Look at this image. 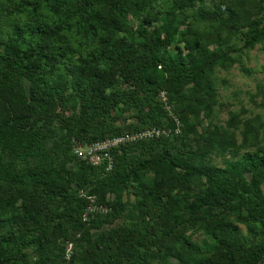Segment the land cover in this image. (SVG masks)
Wrapping results in <instances>:
<instances>
[{
  "label": "trees",
  "instance_id": "trees-1",
  "mask_svg": "<svg viewBox=\"0 0 264 264\" xmlns=\"http://www.w3.org/2000/svg\"><path fill=\"white\" fill-rule=\"evenodd\" d=\"M145 2L53 0L55 11L62 3L70 13L63 22L50 26L38 19L37 0H13L18 15L33 17V23L27 20L23 28L16 24L13 36L0 35V199L8 206L21 198L23 205L21 214L0 219V264H28L30 258L24 250L30 248L37 255L35 264H62V256L52 249L61 237L68 238L72 225L82 224L80 215L87 203L68 192L70 185L97 186L108 181L107 176L100 178L96 169L88 173L81 167L69 173L48 161L44 153L47 135L37 126L42 117L50 121L57 110L78 107L77 119L66 121L64 128L69 140L82 142L90 133L101 136L94 118L103 119L120 103L128 105L124 94L109 91L118 78L141 95L150 107L151 121L156 123L159 120L152 105L165 110L159 94L167 93L161 89L167 82L177 85L185 79L194 83L196 92L205 86V93L213 95L206 78L215 58L191 48L187 60L181 53H170L165 46L168 37L156 31L127 38L124 11L132 6L143 10ZM190 2L173 0V7L183 11ZM203 19L220 20V14L212 12ZM249 32L244 46L264 43V24L253 26ZM195 155L186 149L180 153L168 150L154 158L153 169L169 175L164 183L167 197L175 183L203 180L205 187L192 192L188 210L191 220L185 225L203 230L206 238L200 244L191 242L180 230L172 231L176 216L168 212L164 222H154L150 232L140 233L148 223L137 224V236L124 229L92 236L79 230L84 241L80 247L86 253L74 254L70 263L133 264L138 250L150 255L151 246L158 243L163 256L176 258L180 264H264V155L244 153L237 160L224 161L222 167L199 162ZM149 164L140 160L131 164L129 171L137 175L136 168ZM145 186L143 199L152 196ZM124 211L125 204L116 201L101 224L120 219ZM227 212H237L242 220L255 225L262 241L247 245L235 238L223 220ZM98 242L104 247L97 259H88L89 254L96 253L91 245L97 248Z\"/></svg>",
  "mask_w": 264,
  "mask_h": 264
},
{
  "label": "rangeland",
  "instance_id": "rangeland-1",
  "mask_svg": "<svg viewBox=\"0 0 264 264\" xmlns=\"http://www.w3.org/2000/svg\"><path fill=\"white\" fill-rule=\"evenodd\" d=\"M145 1L143 10L132 6L124 11L122 22L129 31L127 38L130 35L139 38L138 33L156 31L162 37H168L165 46L170 53H181L186 58L191 48L199 49L211 59L215 58L216 62L206 78L213 95L205 93V86L201 92H196L194 83L185 79L177 85L167 82L161 89L167 92L171 110L166 112L158 104H153L159 120L156 123L151 121L150 107L141 95L132 92L134 89L129 82L118 78L109 91L124 94L128 105L120 103L103 119L94 118L102 134L98 137L90 133L82 142L74 138L69 140L70 135L64 128L66 121L77 119L78 107L57 110L56 117L50 121L42 117L37 126L47 135L44 153L48 161L69 173L81 167H85L88 173L90 169H96L100 178L107 176L108 180L97 186L77 185L76 182L70 185L68 192L87 203L80 215L82 224L72 225L68 238L61 237L56 248L52 249L58 256L65 253L68 240L73 243L72 258L80 251L86 253V249L80 247L84 242L80 237L82 230L92 236L124 229L129 235L137 236V224L148 223L146 228L141 227L140 233L150 232L154 222H164L168 212L176 216L172 231L180 230L191 242L200 244L206 238L203 230L185 225L191 220L188 219V210L193 202L192 192L205 187L203 180L195 184L175 183L171 186L170 197H167L164 195V183L169 175L154 171V158L168 150L180 153L186 149L189 153L195 151L199 162L222 167L224 161L237 160L244 153L260 152L264 155V43L244 46L250 29L264 24V0H191L190 6L183 11L174 9L173 0ZM37 2L38 19L43 24L54 26L63 22L66 14L70 13L62 3L57 5L61 9L55 11L53 0ZM212 12H218L220 20L203 19ZM27 20L33 23V17L24 19L18 15L13 0H0V35L5 38L13 36L16 34L15 25L20 24L23 28L29 23ZM17 40L24 47L20 37ZM154 125L168 132V137L136 139L138 132ZM79 138L82 139V136ZM96 145L101 148L106 146L97 151V163L95 159H90L89 154L90 148ZM79 152H82L81 156ZM104 154L111 158L109 168ZM140 160H147L150 164L136 168L137 175H134L129 171L130 166ZM144 184L151 190L152 196L143 199L141 190ZM261 190L264 193V181ZM188 192L189 195H186ZM116 201L125 204L122 217L101 224L108 218L111 204ZM21 202L22 199L18 198L13 205L7 206L0 199V219L21 214ZM113 214L111 212L110 215ZM223 218L233 229L235 238L243 239L247 245L262 241L259 229L242 220L239 213L227 212ZM106 243L110 241L106 240ZM91 246L96 253L89 254L88 259H97L104 243L98 242L97 248ZM158 248V243H154L150 255L138 250L133 264H180L176 258L163 256ZM24 252L30 258L28 264H35L37 255L34 249H25Z\"/></svg>",
  "mask_w": 264,
  "mask_h": 264
},
{
  "label": "built area",
  "instance_id": "built-area-1",
  "mask_svg": "<svg viewBox=\"0 0 264 264\" xmlns=\"http://www.w3.org/2000/svg\"><path fill=\"white\" fill-rule=\"evenodd\" d=\"M159 98L160 101L163 104V107L165 109L166 112H169L171 110V107L169 105V103L167 102V98L164 92H161L159 94ZM174 120L176 121V125H177V119L174 117ZM178 130H176L177 132ZM168 132H164L162 131L160 128H156V127H150L148 129H145L141 132H138L136 134V139L138 140H147V139H154V138H167L168 137ZM99 145L93 146L92 148H90V152L89 154L91 155L90 159L93 160L95 159L97 163L98 159H99V155L97 156V151L101 150V149H105V147L101 148L98 147ZM79 155H82V152H79ZM106 161L108 162V168L111 167V158L109 157L108 154H104ZM72 249H73V243L71 240H68L66 242V249H65V253L62 256V264H71V257H72Z\"/></svg>",
  "mask_w": 264,
  "mask_h": 264
}]
</instances>
